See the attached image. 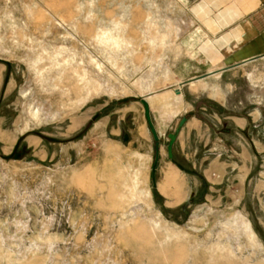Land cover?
Masks as SVG:
<instances>
[{
  "label": "rangeland",
  "instance_id": "1",
  "mask_svg": "<svg viewBox=\"0 0 264 264\" xmlns=\"http://www.w3.org/2000/svg\"><path fill=\"white\" fill-rule=\"evenodd\" d=\"M185 12L169 0H0V264H264V129L261 157L247 147V169L230 159L222 179L206 161L169 159L190 113H151L158 145L145 118L141 101L172 90Z\"/></svg>",
  "mask_w": 264,
  "mask_h": 264
},
{
  "label": "crops",
  "instance_id": "2",
  "mask_svg": "<svg viewBox=\"0 0 264 264\" xmlns=\"http://www.w3.org/2000/svg\"><path fill=\"white\" fill-rule=\"evenodd\" d=\"M169 1L181 5L190 23L174 25V32L181 34L177 42L181 58L170 68L172 90L151 96L150 112L155 121L154 112L164 109L173 115L190 113L174 146L173 160L181 157L193 170L202 169L206 161L205 175L224 179L230 159L241 162L233 163V168L247 169V147L255 156L262 155L264 0ZM167 94L174 96L178 108L173 109L170 98L161 97ZM187 95L191 104L183 103ZM162 101L166 102L165 108H153ZM177 116L170 118L165 128ZM174 170L182 173L178 167ZM251 175L250 168L240 177L238 207L245 199V183ZM257 176L254 196L260 200L263 172ZM238 221L237 232L255 239L249 223Z\"/></svg>",
  "mask_w": 264,
  "mask_h": 264
},
{
  "label": "water",
  "instance_id": "3",
  "mask_svg": "<svg viewBox=\"0 0 264 264\" xmlns=\"http://www.w3.org/2000/svg\"><path fill=\"white\" fill-rule=\"evenodd\" d=\"M178 93L180 94V91H178ZM141 103H142V105L144 107V110H145V118H146L147 123L149 125V128L151 130L153 139H154V141L158 145L159 137L157 135V132H156V130L154 128V125H153V122H152V119H151L150 106H149L148 102L146 100H144V99L141 101ZM186 122H187V119L186 118L182 119V121L179 124L178 129L175 132V134L169 135L170 142H169V145H168V149L167 150H168L169 159H171V160L173 159V147H174V144H175V142H176V140L178 138V135L180 134L182 128L185 126ZM158 158H159V156H158V152H157L156 162L158 161Z\"/></svg>",
  "mask_w": 264,
  "mask_h": 264
}]
</instances>
